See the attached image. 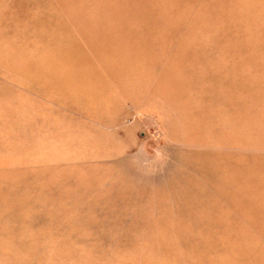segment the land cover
Listing matches in <instances>:
<instances>
[{
  "label": "rangeland",
  "instance_id": "rangeland-1",
  "mask_svg": "<svg viewBox=\"0 0 264 264\" xmlns=\"http://www.w3.org/2000/svg\"><path fill=\"white\" fill-rule=\"evenodd\" d=\"M0 264H264V0H0Z\"/></svg>",
  "mask_w": 264,
  "mask_h": 264
}]
</instances>
